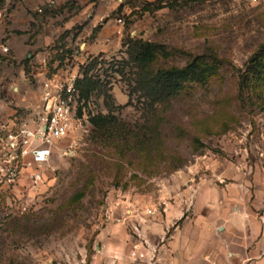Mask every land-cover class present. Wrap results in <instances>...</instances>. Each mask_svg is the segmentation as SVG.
<instances>
[{
  "label": "rangeland",
  "instance_id": "1",
  "mask_svg": "<svg viewBox=\"0 0 264 264\" xmlns=\"http://www.w3.org/2000/svg\"><path fill=\"white\" fill-rule=\"evenodd\" d=\"M111 2L117 8L109 19L120 30L114 42H101L96 50L108 74L114 61L128 60L127 46L141 41L156 48L150 73L194 66L200 79L150 107L131 95L129 67L124 79L110 77L114 105L122 107L114 114L118 125L106 132L89 127L72 148L67 145L73 139L59 142L36 189L22 183L19 191L0 197V264H100L99 237L118 225L130 203L157 202L190 181L223 186L228 180L217 174L227 168L246 178L263 172L264 84L243 80L264 47V1ZM14 7L0 0V143L5 129L36 124L38 74L52 73L59 57L77 71L91 57L87 45L99 30L83 37L77 23L64 28L77 21L68 9L73 3L31 13L29 22L14 18ZM91 108L106 113L102 97L93 96ZM131 228L128 234L138 241L133 230L141 228L137 223Z\"/></svg>",
  "mask_w": 264,
  "mask_h": 264
},
{
  "label": "crops",
  "instance_id": "2",
  "mask_svg": "<svg viewBox=\"0 0 264 264\" xmlns=\"http://www.w3.org/2000/svg\"><path fill=\"white\" fill-rule=\"evenodd\" d=\"M48 1L54 2L48 10L74 4L68 9L77 13V21L65 24V29L77 23L83 27L81 36L86 37L99 28L87 45L88 56H97L101 42L116 40L115 33L120 28L109 19L117 8L112 0H3V3L15 5L14 18L20 16L22 21L29 22L35 8ZM262 170L246 178L243 171L227 168L217 174L222 181L228 180L223 186L206 180L190 181L169 197L161 195L157 202L130 203L118 225H110L100 235L103 248L95 258L100 259V264H132L128 254L137 240L128 233L137 223L145 241L157 251L156 264H264ZM26 174L27 171L21 176L16 190L22 183L30 187Z\"/></svg>",
  "mask_w": 264,
  "mask_h": 264
},
{
  "label": "built area",
  "instance_id": "3",
  "mask_svg": "<svg viewBox=\"0 0 264 264\" xmlns=\"http://www.w3.org/2000/svg\"><path fill=\"white\" fill-rule=\"evenodd\" d=\"M249 1L260 3L264 0ZM53 6L54 2L48 1L34 11L40 14ZM3 18L0 11V25ZM2 51L6 53L8 48L3 47ZM66 64L59 66L57 63L52 73L42 74L41 104L36 124L32 128L23 125L16 131H4V142L0 143V197L13 192L26 171L30 187L36 189L43 182L44 166L58 143L73 139L67 148L74 147L90 127L89 118L97 114L91 108V101L85 102L75 88L76 80L81 78L79 68L71 71ZM133 233L139 240L129 251V258L135 262L156 264V249L148 245L137 228Z\"/></svg>",
  "mask_w": 264,
  "mask_h": 264
},
{
  "label": "trees",
  "instance_id": "4",
  "mask_svg": "<svg viewBox=\"0 0 264 264\" xmlns=\"http://www.w3.org/2000/svg\"><path fill=\"white\" fill-rule=\"evenodd\" d=\"M127 56V61L123 63L114 61V64L109 65L112 74H108L107 69L103 68L101 54L88 57L86 63L79 67L81 78L76 80L75 88L79 91L81 98L88 102L93 96L102 97L106 109L105 114L97 113L89 118L90 127L94 130L106 132L118 125V119L114 114L122 107L114 105L110 94V77L117 75L124 79L126 67H129L126 81L131 88V95H137L138 99H142L143 103L150 107L175 96L185 82L191 79H200L199 70L194 66H188L182 70L176 68L159 69L153 74L150 73L148 68L155 61L156 48L148 43L138 41L129 44ZM65 60V58L59 57L54 62H58L60 66ZM250 62L251 76L244 78L243 85L251 83L257 87H263L264 47L257 51ZM115 66L116 69H114ZM130 76L133 79L128 81Z\"/></svg>",
  "mask_w": 264,
  "mask_h": 264
}]
</instances>
